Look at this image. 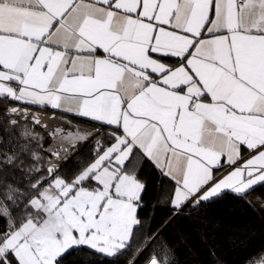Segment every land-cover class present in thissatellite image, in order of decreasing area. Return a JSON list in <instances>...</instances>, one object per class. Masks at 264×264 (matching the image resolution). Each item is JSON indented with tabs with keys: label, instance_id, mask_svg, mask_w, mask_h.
<instances>
[{
	"label": "snow or ice",
	"instance_id": "obj_1",
	"mask_svg": "<svg viewBox=\"0 0 264 264\" xmlns=\"http://www.w3.org/2000/svg\"><path fill=\"white\" fill-rule=\"evenodd\" d=\"M0 100L18 105L4 106L8 143L16 130L28 141L0 151V172L26 181L0 178V264H63L84 247L132 251L136 264L159 235L132 249L145 161L171 185L159 200L174 214L226 192L254 206L247 197L264 187V0H0ZM30 106L90 118L112 142L97 140L90 163L60 176L70 136L105 133L58 127L44 149L18 118L56 117ZM169 254L161 245L147 264Z\"/></svg>",
	"mask_w": 264,
	"mask_h": 264
},
{
	"label": "trees",
	"instance_id": "obj_2",
	"mask_svg": "<svg viewBox=\"0 0 264 264\" xmlns=\"http://www.w3.org/2000/svg\"><path fill=\"white\" fill-rule=\"evenodd\" d=\"M15 102L0 100V151L17 149L19 145L28 141L19 138L17 130L11 135L4 131V106H12ZM33 108L50 112L49 109ZM73 121L93 128H100L99 123L91 122L80 117H70ZM27 123L34 132L43 137V148L49 142V136L29 119L21 120ZM104 135L94 136L81 150L69 159L60 169L58 175L71 178L82 165L90 163L93 159L97 140L105 144L112 141L108 139L107 128H100ZM35 149L42 156L49 159V155L33 141L30 151ZM26 162H31L30 153L22 154ZM44 161V164L48 160ZM139 179L146 184L143 193V207L138 215L144 226L137 230L136 240L132 249L135 250L145 242V236L159 232L155 240L147 242V246L136 257V264H147L153 254H160L161 245L166 244L170 250V264H254L264 258V187H257L248 197L252 205L230 192L219 198H212L209 202H202L197 209L185 207L181 213L174 214L170 203L160 202V193L170 190L171 185L163 182L161 187L160 173L147 161L139 169ZM0 178L7 182L25 187V177L19 170L5 168L0 172ZM4 221L0 219V229ZM132 257V251L125 252L115 259L97 254L84 247L80 251H70L63 264H127Z\"/></svg>",
	"mask_w": 264,
	"mask_h": 264
},
{
	"label": "water",
	"instance_id": "obj_3",
	"mask_svg": "<svg viewBox=\"0 0 264 264\" xmlns=\"http://www.w3.org/2000/svg\"><path fill=\"white\" fill-rule=\"evenodd\" d=\"M18 105H13L12 107H16ZM20 107H24L22 105H19ZM30 110L34 113H38L41 116H45V117H52L53 115H55L56 119H48L44 124L41 125H37L41 130H43L48 136H49V142L47 143V145L44 147V149L48 148L49 146L52 145L53 143V139L52 136L50 135V132H52L54 129L58 128V127H62L67 129L69 132H74L76 129H83V130H87V131H91V132H95L97 129L87 126V125H83L80 123H77L75 121H73L72 119H70L68 116L63 115V114H59V113H55V112H45V111H40V110H36L34 108L30 107ZM18 119L24 120L23 117H19ZM29 120L34 124V122L29 118ZM36 125V124H35ZM94 136H91L87 139H76L75 136H70L69 137V141L73 142L76 144L75 149L71 152V154L68 156L67 159L65 160H61L59 162L60 167L59 169L69 160L71 159L79 150H81ZM68 141H65V143H67ZM48 154V153H47ZM49 155V154H48ZM49 159H53V157H51L49 155ZM48 159V160H49ZM45 166H47V162L45 164Z\"/></svg>",
	"mask_w": 264,
	"mask_h": 264
},
{
	"label": "crops",
	"instance_id": "obj_4",
	"mask_svg": "<svg viewBox=\"0 0 264 264\" xmlns=\"http://www.w3.org/2000/svg\"><path fill=\"white\" fill-rule=\"evenodd\" d=\"M14 105H17V103L15 102V104ZM13 106V105H12ZM22 106H24V105H22ZM31 108H33V106H30ZM34 109H36V108H34ZM46 109H49L50 110V112H55V113H59V114H63V115H66V116H68L69 118L72 116V117H80V116H78V115H76L74 112H63V111H61V110H59V109H51L50 107H47ZM36 110H39V109H36ZM41 111V110H40ZM80 118H83V119H86V120H89V121H91L90 120V118H86V117H80ZM91 122H94V121H91ZM98 123V122H97ZM243 155H244V159L246 160L247 158H248V155H247V152L245 151L244 153H243ZM243 161H241V163H242Z\"/></svg>",
	"mask_w": 264,
	"mask_h": 264
},
{
	"label": "rangeland",
	"instance_id": "obj_5",
	"mask_svg": "<svg viewBox=\"0 0 264 264\" xmlns=\"http://www.w3.org/2000/svg\"><path fill=\"white\" fill-rule=\"evenodd\" d=\"M21 126H23V123L21 124ZM31 128V127H30ZM18 134L19 131L17 130ZM47 159V157H44V161ZM48 160V159H47ZM254 264H264V258L258 260L257 262H255Z\"/></svg>",
	"mask_w": 264,
	"mask_h": 264
}]
</instances>
